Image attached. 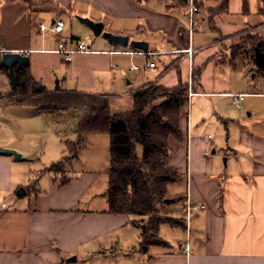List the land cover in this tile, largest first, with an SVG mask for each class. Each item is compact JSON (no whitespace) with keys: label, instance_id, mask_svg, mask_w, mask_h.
I'll return each mask as SVG.
<instances>
[{"label":"crops","instance_id":"obj_1","mask_svg":"<svg viewBox=\"0 0 264 264\" xmlns=\"http://www.w3.org/2000/svg\"><path fill=\"white\" fill-rule=\"evenodd\" d=\"M158 1L0 0V60L5 52L27 54L32 76L47 90L109 94L116 112L132 107L134 92L149 83L171 87L194 82L188 114L180 119L183 139L169 137L168 157L169 164L184 175L177 188L186 191V199L206 205L192 217L190 252L183 245L185 225L162 224L160 234L168 244L143 251L139 248L142 226L135 222L136 216L108 211L109 160L104 159L102 133L86 136V144L82 141L91 153L85 168L70 174L66 165L75 162L71 157L60 173L35 179L37 168L32 162L38 154L24 126L38 124L40 114L49 118L56 114L1 97L16 85L0 63V146L22 155L0 152V264H118L99 263L94 255L100 251L98 245L125 242H130L134 256L126 257L123 264H264V72L255 69L250 57L233 58L227 46L257 17L260 0H248L245 13L244 0H228L227 8L216 14L209 8L222 0L210 6L205 5L209 0H203L188 16L173 6L175 1ZM79 17L104 25L108 17L133 19L134 25L121 23L109 31L147 41L149 48L122 47L110 40L97 46L93 40L89 51L76 52L66 61L57 51L61 37L73 47L78 39H85L81 35L96 39L87 25H78ZM58 20L64 22L61 35L51 29ZM135 49L148 54L121 52ZM148 61H155V66H148ZM232 93L246 95L235 104ZM196 97H205L200 109L195 108ZM31 107L37 113L27 111ZM3 120L14 133H3ZM73 131L74 139H66L64 146L78 140ZM60 137L58 133L62 150L57 161L67 155ZM99 149L101 160L94 156ZM102 159L106 164L100 163ZM101 164L105 170H99ZM101 174L106 190L91 193ZM22 186L27 193L18 195ZM78 252L85 262L78 258L66 262Z\"/></svg>","mask_w":264,"mask_h":264},{"label":"trees","instance_id":"obj_2","mask_svg":"<svg viewBox=\"0 0 264 264\" xmlns=\"http://www.w3.org/2000/svg\"><path fill=\"white\" fill-rule=\"evenodd\" d=\"M228 0L209 8L220 12L227 8ZM259 13L264 7L260 0ZM248 0L243 9L248 12ZM264 10V9H263ZM245 43L233 51V58L245 48L246 56L253 59L255 69L264 72V35L250 34ZM240 49L242 51H240ZM1 67V65H0ZM197 70V69H196ZM194 71L197 78L198 72ZM16 86L9 97L10 101L33 106L46 114L81 109L84 111L78 121L77 144H81L84 134H109V184L108 211L130 216L147 217L141 223L142 233L139 248L147 251L151 246L167 245L168 241L160 234L161 225L184 226L185 218L177 216L185 213L186 191L179 187L184 175L169 164V137L183 139L180 119L188 114V83L179 82L175 86H165L153 82L134 92L132 107L124 111H113L109 94H96L83 91H49L36 81L28 66L15 65ZM67 141V147L74 145ZM74 157L76 147L72 148ZM68 155L53 163L49 170H64ZM63 178V182H66ZM174 206L167 212L161 207Z\"/></svg>","mask_w":264,"mask_h":264},{"label":"rangeland","instance_id":"obj_3","mask_svg":"<svg viewBox=\"0 0 264 264\" xmlns=\"http://www.w3.org/2000/svg\"><path fill=\"white\" fill-rule=\"evenodd\" d=\"M175 1V2H174ZM215 0H209L206 1L205 5L206 6H210L212 4V2ZM223 1V0H222ZM168 2H174L176 3L175 6L176 8H178L179 12L182 13V15L184 16H188L189 10L191 12V5L193 3L194 6L197 7L196 10H194V12L191 13V15H194L193 13L197 12V10L199 9L198 6H200L203 3V0H188V2H184L182 0H159L157 4H168ZM260 4V3H259ZM261 5V4H260ZM220 9V10H219ZM226 8H219V11H224ZM264 9V7H263ZM262 9V11L264 12V10ZM248 11V10H247ZM243 12L245 13L246 11L243 9ZM249 12V11H248ZM202 13L207 15V8H203ZM257 17L254 18L252 21L248 22L249 26L247 28H244V30L242 32H240L239 34H237L235 40L233 39L231 42L227 43L228 46V50L231 53V56H235L233 55V51H237L239 45H242L243 43H245V41L250 40L247 39L248 36H250V34H261L264 35V27L261 28L260 25L264 24V14H260L259 13V9L257 10L256 13ZM237 17V16H234ZM135 20H130V19H121L118 17H108L106 18V25H105V29L104 31H109V30H113L114 28H117L118 25H120L121 23L127 24L129 26L134 25ZM261 22V23H259ZM82 22H78V25H85V24H81ZM89 27V26H87ZM88 29H90V35L92 38H96V39H88L86 36L81 35L83 38V40H85L87 47L89 48V44H91L93 42V40H96L97 46H103L105 44L108 43V39L105 38L104 33L100 34V35H96L94 33V31L89 27ZM81 40V39H78ZM133 40V39H131ZM248 48H245L243 52H241L240 54H243L245 56V58H249V56L247 57L246 54L244 52H247ZM240 51H242L240 49ZM238 54V55H240ZM238 57V56H236ZM260 71V70H259ZM6 71L3 70L2 73H5ZM261 72V71H260ZM195 78V77H194ZM197 78H195L196 80ZM194 81V79H193ZM1 83V80H0ZM194 82H190V85L188 86V96L189 95V90H190V86L192 87ZM193 90V92L195 93L194 88H191ZM11 90H7L6 93L4 94L5 96L11 94ZM5 96H1V97H5ZM8 99H10L9 97H7ZM205 99V97H196L194 100V104H195V108L196 109H200L201 107V102H203ZM211 99V98H208ZM30 110L27 111H34L35 113H37V109L35 108H29ZM82 114H84V111L81 109H71V110H67V111H60L57 112L56 115H54L53 117L50 116H42L43 114L39 115V123L35 124V125H26L24 126L25 131H27L26 133V137L28 141H31V146L33 148V151L36 152V154H38L37 156H35L34 160H33V164L34 166L37 168L34 171V178L37 180H41L43 178H47L50 175H55V172H47L46 170H41L44 168H48L49 166H51L54 162H56L60 156H61V150L59 147V142L58 140H56L57 138V134L60 133L61 135V146L62 148L66 149L67 152V157L69 159V157L71 156L74 147H76V154H75V162L73 164H68L67 163V170L70 171V174H74L77 171L82 170L83 168H85L84 166H86L85 163V158L86 156H90V152H87L84 148H85V137L86 136H90L92 133H87L84 134V143L83 142L81 144H77L75 142L74 145L69 146V148L66 146H64L65 140L66 139H74V131L73 129L77 128V124L78 121L80 120V118L82 117ZM44 117V118H43ZM62 121H60V120ZM59 120V121H58ZM62 124H61V123ZM3 126V133L5 132V134H10V133H14L15 129L8 127L6 129L7 124L4 122L2 123ZM212 133V135L214 134L213 130H210ZM101 135L100 137H104V139H106V146L104 145V159L105 160H109L107 158H105L106 155L109 156V143L107 144L108 141H110L109 138V134L108 133H102L99 134ZM76 141V140H75ZM88 144V143H87ZM100 145V144H99ZM100 147V146H99ZM97 154V153H96ZM94 154V156L97 158H101L103 152L99 149L98 154L96 155ZM73 157V158H74ZM225 157L222 156V160L224 162ZM101 160V159H100ZM102 159V161L100 163H104L106 164V161ZM105 165H100L99 170L104 169ZM105 170V169H104ZM60 172H57V174ZM63 173V172H62ZM105 173V172H104ZM59 176H62L59 175ZM103 177H105L104 174L100 175V179L99 182L94 186L95 188H93L90 192L91 193H98V192H102L103 190H106V186L103 187ZM105 180V179H104ZM103 195L102 193H100V196ZM174 207V206H173ZM172 206H166L161 207V211L162 212H167V210H170L173 208ZM136 219L142 220L143 222H147L148 218L147 217H140V216H136ZM168 227V226H165ZM166 229V228H165ZM163 234V233H162ZM124 243H109L108 246L106 247H101V245H98L100 251L98 253H96L94 255V259L99 261V263L103 262V261H108V262H112V263H118V264H123L125 263V258L129 257V256H134V249L131 247L130 242H125ZM130 246V247H129ZM102 248V251H101ZM74 255V254H73ZM77 255V254H75ZM78 261L79 263H83L85 262V256L83 255L82 252H78L77 255ZM107 259V260H105Z\"/></svg>","mask_w":264,"mask_h":264},{"label":"water","instance_id":"obj_4","mask_svg":"<svg viewBox=\"0 0 264 264\" xmlns=\"http://www.w3.org/2000/svg\"><path fill=\"white\" fill-rule=\"evenodd\" d=\"M80 21L89 26L96 35H100L104 33L106 39L111 42L122 46V47H136L147 50L149 48V44L144 40H131L128 34L123 33H114L111 31H104V23L102 21H94L93 19L87 17H79ZM0 63L2 66L8 68L9 75L11 78L12 84L16 85V74H15V65L19 64L21 66L29 65V57L27 54H23L21 52H5L1 56ZM0 152L13 153L15 157H22L21 153H19L16 149L10 147L0 146ZM27 193L24 186L20 187L17 191L18 195H25ZM77 260L76 255H72L66 259V262H72Z\"/></svg>","mask_w":264,"mask_h":264},{"label":"built area","instance_id":"obj_5","mask_svg":"<svg viewBox=\"0 0 264 264\" xmlns=\"http://www.w3.org/2000/svg\"><path fill=\"white\" fill-rule=\"evenodd\" d=\"M196 9H197V7L194 6L193 3H192V5H191V13L194 12V10H196ZM40 27H41V29H45L46 25L41 23ZM51 29L54 32H56L59 35H61L63 33V31H64V22L62 20L55 21L53 26L51 27ZM89 50L90 49L87 47L85 40L77 41L76 46L73 47V46H70L68 44L67 40L65 38H63V37L60 38L59 47L57 49V51L62 54L63 58L66 61L72 60L73 54L76 53V52H84V51H89ZM121 52L148 54L147 51L140 50V49H135V50H130V51H124L123 50ZM189 52H192L191 48L189 49ZM155 64H156L155 61H148L147 62V65L151 66V67H154ZM133 68H138V65H133ZM191 88L192 87L190 86V90H189V95L190 96L194 93ZM230 95L233 98V102L235 104H238L241 100L244 99L246 94L245 93H232ZM205 208H206L205 204L192 202L189 198H187L185 200V215H184V218H185V230H186V233H187V238L183 242V245H184L185 251L187 253L190 252V243L189 242H190V236H191V220H192V217L194 216V214L196 212H198L199 210H203Z\"/></svg>","mask_w":264,"mask_h":264}]
</instances>
